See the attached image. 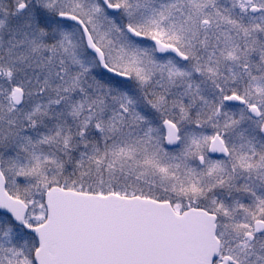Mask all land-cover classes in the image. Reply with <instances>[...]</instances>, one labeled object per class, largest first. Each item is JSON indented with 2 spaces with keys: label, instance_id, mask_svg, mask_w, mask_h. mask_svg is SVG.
I'll list each match as a JSON object with an SVG mask.
<instances>
[{
  "label": "snow or ice",
  "instance_id": "snow-or-ice-1",
  "mask_svg": "<svg viewBox=\"0 0 264 264\" xmlns=\"http://www.w3.org/2000/svg\"><path fill=\"white\" fill-rule=\"evenodd\" d=\"M0 264H264V0H0Z\"/></svg>",
  "mask_w": 264,
  "mask_h": 264
}]
</instances>
